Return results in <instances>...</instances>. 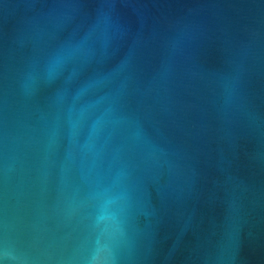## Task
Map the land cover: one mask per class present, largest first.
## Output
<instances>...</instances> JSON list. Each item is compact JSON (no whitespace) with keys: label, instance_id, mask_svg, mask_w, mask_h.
I'll list each match as a JSON object with an SVG mask.
<instances>
[{"label":"water","instance_id":"obj_1","mask_svg":"<svg viewBox=\"0 0 264 264\" xmlns=\"http://www.w3.org/2000/svg\"><path fill=\"white\" fill-rule=\"evenodd\" d=\"M0 264H264V0H0Z\"/></svg>","mask_w":264,"mask_h":264}]
</instances>
